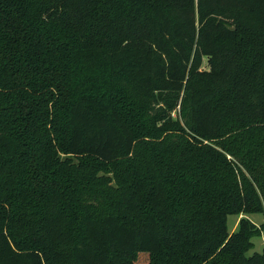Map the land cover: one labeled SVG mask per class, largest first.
<instances>
[{
    "label": "trees",
    "instance_id": "16d2710c",
    "mask_svg": "<svg viewBox=\"0 0 264 264\" xmlns=\"http://www.w3.org/2000/svg\"><path fill=\"white\" fill-rule=\"evenodd\" d=\"M250 213L264 0H0V264H264Z\"/></svg>",
    "mask_w": 264,
    "mask_h": 264
},
{
    "label": "rangeland",
    "instance_id": "374dc122",
    "mask_svg": "<svg viewBox=\"0 0 264 264\" xmlns=\"http://www.w3.org/2000/svg\"><path fill=\"white\" fill-rule=\"evenodd\" d=\"M203 67H206V61L204 59ZM245 216H248V218L251 221H255L257 225H260L262 222H264V214L261 213H250L246 214ZM239 218V215L237 214H230L227 216V227L229 232L234 230V226L237 223ZM252 241L254 243V247L249 251V253L253 251L260 252L262 250V247L264 245V230L261 232L260 236H255L252 238Z\"/></svg>",
    "mask_w": 264,
    "mask_h": 264
},
{
    "label": "crops",
    "instance_id": "0c3cea01",
    "mask_svg": "<svg viewBox=\"0 0 264 264\" xmlns=\"http://www.w3.org/2000/svg\"><path fill=\"white\" fill-rule=\"evenodd\" d=\"M241 216H245V215H243V214H240V215H239V218H240ZM246 217H248V216H246ZM239 218H238V220H239ZM237 222H238V221H237ZM253 222L255 223V221H253ZM255 224H256V223H255ZM236 226H237V223L235 224V226H234V227L236 228ZM235 228H234V229H235Z\"/></svg>",
    "mask_w": 264,
    "mask_h": 264
}]
</instances>
